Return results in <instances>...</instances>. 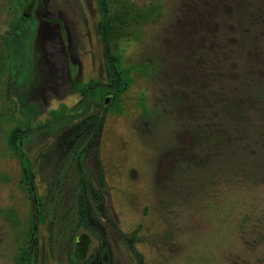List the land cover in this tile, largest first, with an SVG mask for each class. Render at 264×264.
Instances as JSON below:
<instances>
[{
	"label": "rangeland",
	"instance_id": "rangeland-1",
	"mask_svg": "<svg viewBox=\"0 0 264 264\" xmlns=\"http://www.w3.org/2000/svg\"><path fill=\"white\" fill-rule=\"evenodd\" d=\"M105 1L0 0V264H264V0Z\"/></svg>",
	"mask_w": 264,
	"mask_h": 264
},
{
	"label": "trees",
	"instance_id": "trees-1",
	"mask_svg": "<svg viewBox=\"0 0 264 264\" xmlns=\"http://www.w3.org/2000/svg\"><path fill=\"white\" fill-rule=\"evenodd\" d=\"M99 1V5L101 8V12H102V20H101V26L104 28L103 30V36L105 38L106 41H109V19H108V13H107V8H106V1L105 0H98ZM108 66L109 69L111 71V82L105 86H102L101 88H95L93 85H90V92L92 94V92H95L97 94H99V96H102L104 94H108V93H112L114 96H117V94L119 93V89H118V85L119 82L121 80L125 79V72L126 70H124L122 67L119 66V64H117L113 57H111L110 55H108ZM18 63H15V67L17 66ZM14 67V69H15ZM101 118L100 116L98 117V122H100ZM24 131H21L18 133L17 138H16V142L18 145V149L21 148V141L23 140L25 134ZM81 159V158H79ZM21 162H22V167L24 170V175L25 178L29 184V188L32 191V182H31V172H30V166L29 163L27 161V159H25L23 156L21 157ZM79 170L81 171V177L84 176L83 173V168L81 165V161L79 160ZM32 194L34 196V193L32 191ZM80 217H81V221L82 223H85L86 218H87V211H88V207H87V201L85 199V195L83 192L80 193ZM102 251L106 257V260L110 261V252L109 249L107 247H102ZM74 258V257H73ZM23 260L27 261V254H24L23 256Z\"/></svg>",
	"mask_w": 264,
	"mask_h": 264
},
{
	"label": "flooded vegetation",
	"instance_id": "flooded-vegetation-1",
	"mask_svg": "<svg viewBox=\"0 0 264 264\" xmlns=\"http://www.w3.org/2000/svg\"><path fill=\"white\" fill-rule=\"evenodd\" d=\"M27 14V13H26ZM23 17L25 18V15H23ZM108 95H113L112 93H108ZM105 100H106V98H105ZM84 236V235H83ZM83 238V237H82ZM80 242H82V239H81V241ZM81 246H82V243L80 244V246H79V248H81Z\"/></svg>",
	"mask_w": 264,
	"mask_h": 264
},
{
	"label": "water",
	"instance_id": "water-1",
	"mask_svg": "<svg viewBox=\"0 0 264 264\" xmlns=\"http://www.w3.org/2000/svg\"><path fill=\"white\" fill-rule=\"evenodd\" d=\"M110 97H111V95H108V96L106 97V100H105L106 103L108 102V100H109Z\"/></svg>",
	"mask_w": 264,
	"mask_h": 264
}]
</instances>
